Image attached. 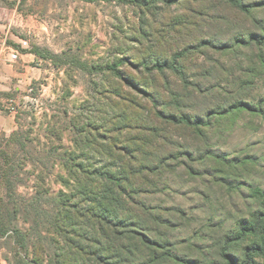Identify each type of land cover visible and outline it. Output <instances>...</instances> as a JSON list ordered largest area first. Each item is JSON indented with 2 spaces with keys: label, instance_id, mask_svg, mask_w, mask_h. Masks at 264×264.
<instances>
[{
  "label": "rangeland",
  "instance_id": "obj_1",
  "mask_svg": "<svg viewBox=\"0 0 264 264\" xmlns=\"http://www.w3.org/2000/svg\"><path fill=\"white\" fill-rule=\"evenodd\" d=\"M128 1L0 0V109L19 107V135L10 145L0 133V150L10 145L26 164L21 193L30 196L37 187L58 195L69 190L60 156L76 150L74 124L97 123L94 133L117 140L114 129L128 124L124 146L144 155L129 187L136 204L128 203L143 205L153 230L143 233L159 242L152 251L139 245L141 255H154L151 264H228L224 248L241 220L258 214L254 190H264V44L244 43L264 37V0H244L251 13L225 0ZM182 51L189 88L170 71L144 66ZM109 65L148 96L112 76ZM113 93L127 98L121 108L131 118L115 127L105 120L118 110ZM158 112L209 125L173 124ZM90 155L85 164L108 160ZM47 198L42 208L52 213ZM51 220L41 219L40 229L34 219L24 226L32 246L44 250L42 264H51L55 242L64 243ZM251 242L231 244L229 254L243 261ZM7 255L0 244V264H9Z\"/></svg>",
  "mask_w": 264,
  "mask_h": 264
},
{
  "label": "trees",
  "instance_id": "obj_2",
  "mask_svg": "<svg viewBox=\"0 0 264 264\" xmlns=\"http://www.w3.org/2000/svg\"><path fill=\"white\" fill-rule=\"evenodd\" d=\"M134 1L140 3L139 0ZM225 1L242 12L251 13V6L247 5L244 0ZM155 2L171 5L176 0H155ZM253 42L264 44V37H252L251 40L244 41L247 45ZM184 54L183 51L175 54L172 61H157L153 67H149L148 64L144 66L147 71H157L160 74L170 71L186 88H189L187 87L190 83L187 72L179 63V59L183 58ZM106 69L124 84L148 96L145 90L135 86L123 76L117 65H109ZM113 94L117 99L116 101L111 99V103L112 105L117 104L119 111H115L110 119L105 120L115 127L118 121L126 120L127 123L131 118L127 111L125 113L121 108L123 101L127 98L123 94ZM174 95L175 100L181 97L176 93ZM158 114L164 119L165 116L161 112ZM165 118L177 125L193 127L209 125L203 120L193 122L188 116H166ZM127 125H125L126 128ZM97 127V123L86 127L74 124L76 133L74 132L73 142L76 145L75 149L79 152L67 151L60 156L63 158V167L67 173L66 177H61L62 183L67 188L66 190H69H62L58 195H49L48 190L41 191L37 187L30 196L20 192V187L26 186L21 177L23 172H26L24 171L26 164L20 163L17 152L10 148L19 135L18 131L10 135L8 148L0 150V188L2 191L0 242L3 241L0 244L1 248L8 251L6 260L9 264H42L44 262L42 256L44 250L32 246L33 233L27 231L24 226L34 219L37 228L40 229L41 219H49V217L52 219L49 224L50 230H53L54 234L64 242L61 247L58 241L55 242L56 248L51 264H151L154 255L148 260L146 256L141 255L139 245L152 251L153 247L159 246V242L143 233V230L153 231L149 229L144 219L147 212L143 205L134 209L128 203L129 200L136 204L132 200L133 196L129 192V187L135 185L131 176L138 171V164L144 162V155L138 156L139 150L130 152L129 145L124 146L123 132H126V128H122V125L114 129V132L120 130L121 140H117L114 133H111L110 137L100 130L94 133ZM135 139L138 141L137 138ZM118 141L122 147L118 146ZM100 142H104L107 146H102ZM22 147L26 148L24 143ZM90 153L105 156L108 160L107 162L101 161L100 166L85 164L84 160L90 161ZM135 190V188L132 189V192ZM46 196L48 197L45 199L46 202L50 200L54 206L52 213L43 209L48 206L43 204ZM254 196L259 202L260 211L252 219L241 220L238 233L226 244L223 255L228 264H255L258 256L264 258V190L256 188ZM38 220L39 223H37ZM43 232L42 230L39 232L40 237ZM246 239L252 241L250 249L246 258L238 262L229 254L230 245L244 242ZM33 254L35 257L30 258Z\"/></svg>",
  "mask_w": 264,
  "mask_h": 264
},
{
  "label": "crops",
  "instance_id": "obj_3",
  "mask_svg": "<svg viewBox=\"0 0 264 264\" xmlns=\"http://www.w3.org/2000/svg\"><path fill=\"white\" fill-rule=\"evenodd\" d=\"M10 78L8 79V84L9 86L11 85ZM5 87L7 90H10V87ZM7 113L5 114L1 109H0V133L3 134L4 136H10L17 130V118H16V113L11 112L9 109ZM18 113V112H17Z\"/></svg>",
  "mask_w": 264,
  "mask_h": 264
},
{
  "label": "built area",
  "instance_id": "obj_4",
  "mask_svg": "<svg viewBox=\"0 0 264 264\" xmlns=\"http://www.w3.org/2000/svg\"><path fill=\"white\" fill-rule=\"evenodd\" d=\"M12 59H17V54H13L12 55ZM11 112L17 113L19 111V107L18 106H12L9 109Z\"/></svg>",
  "mask_w": 264,
  "mask_h": 264
}]
</instances>
